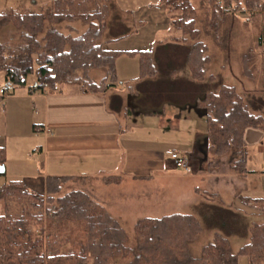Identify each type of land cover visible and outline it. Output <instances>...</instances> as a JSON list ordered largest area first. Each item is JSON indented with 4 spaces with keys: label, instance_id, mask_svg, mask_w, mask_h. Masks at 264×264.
I'll list each match as a JSON object with an SVG mask.
<instances>
[{
    "label": "trees",
    "instance_id": "trees-1",
    "mask_svg": "<svg viewBox=\"0 0 264 264\" xmlns=\"http://www.w3.org/2000/svg\"><path fill=\"white\" fill-rule=\"evenodd\" d=\"M109 1L52 0L38 12L11 9L0 13V30L12 26L20 33L15 49L9 46L11 38L0 40V74L3 73L8 92L25 88L28 76L34 73V91L57 93L64 85H78L84 91L105 93L117 86L119 53L106 49L102 43ZM162 2L182 40L192 42L185 61L192 78L202 81L210 62L209 46L200 39L193 1ZM209 2L210 26L215 34L222 19L237 12L255 14L263 10V0ZM74 21L87 27L84 33L74 36L61 30L62 23ZM137 54L139 79L156 77L153 52ZM245 66L249 70L248 56ZM92 70H104V78L94 81L90 77ZM3 99L0 96V102ZM201 104L208 123L204 152L216 157L230 155L232 170L248 173L245 131L264 129V115L253 113L233 86L222 85L217 92L209 91ZM122 108L120 97L110 104L113 112ZM5 161L6 150L0 147V165H5ZM112 179L104 180L110 184ZM70 180L49 177L45 195L30 189L22 180L0 185V264H238L240 255L247 257L248 264H264V223L250 225L240 212L222 205L207 206L206 221H213L212 228L217 227L221 233H216L198 255L193 254L191 246L204 226L196 215L189 213L139 219L135 224V241L130 245L119 219L88 193L75 189L59 196ZM239 199L264 214L263 199L243 195ZM240 218L244 220L242 227ZM232 235H249L250 240L235 253L229 239Z\"/></svg>",
    "mask_w": 264,
    "mask_h": 264
},
{
    "label": "crops",
    "instance_id": "crops-1",
    "mask_svg": "<svg viewBox=\"0 0 264 264\" xmlns=\"http://www.w3.org/2000/svg\"><path fill=\"white\" fill-rule=\"evenodd\" d=\"M203 1L211 14L209 0ZM51 3L52 0H0V11L44 7ZM108 5L110 13L102 43L106 49L119 53L117 86L105 93H92L78 85H64L60 92L52 93L32 90L33 81L28 90L4 98L3 108H0L4 127L8 130L10 122H15L24 130L10 135L5 130L10 141L1 142L0 147L6 148L7 154L13 157L10 159L20 169L32 171L13 173L12 177H28L30 184L42 187L45 194L49 177H69L72 180L68 183H78L79 189L90 192L108 209L113 200H102V188L113 183L107 184L104 179L118 178L124 183L174 178L184 173L170 155L171 151H178L190 158L198 172L193 176L208 177L207 182L214 183L211 187L214 195L221 196L220 205L229 209L234 204L239 205L241 195L264 201V129L247 128L245 131L248 173L229 172L219 181L211 180L213 176L201 173L209 160L204 152L208 123L201 102L211 83L183 75L184 68L168 70L166 66L157 68L158 74L152 79H139L138 52L152 51L157 67L159 61L167 64L181 55L184 63L191 47L182 54L189 41H183L181 32L174 28L162 0H110ZM229 22L222 24L229 26ZM236 23L233 21V25ZM61 25L66 34L72 35H80L87 28L81 21ZM225 34L232 41L230 29ZM158 44L161 49L156 51ZM170 94L174 96L169 97ZM117 97L121 98L123 108L113 112L110 104ZM2 133L0 117V135ZM28 155L32 159H27ZM40 166L41 170L36 172ZM93 189L99 191L98 195L93 194ZM214 203L198 201L195 206L217 204ZM235 209L250 225L264 223V214L241 201ZM235 236L244 238L243 246L250 240L249 235Z\"/></svg>",
    "mask_w": 264,
    "mask_h": 264
},
{
    "label": "rangeland",
    "instance_id": "rangeland-1",
    "mask_svg": "<svg viewBox=\"0 0 264 264\" xmlns=\"http://www.w3.org/2000/svg\"><path fill=\"white\" fill-rule=\"evenodd\" d=\"M192 1L194 6L197 8L196 26L200 31V39L209 46L208 55L210 62L207 66L205 78L203 79L211 83L209 91L217 92L222 85L233 86L243 97L244 101L248 104L253 113L264 115V5L263 10L260 13L250 14L237 12L236 14L230 15L228 18L222 19L219 22V31L215 34L210 26L211 14L208 13L204 1ZM40 7L19 9L18 11H20V13L38 12L40 11ZM4 12H6V10L0 11V13ZM223 21H230L229 26H227L226 23L222 24ZM233 21H237L236 25H233ZM60 27L61 30L64 31V27L62 25H60ZM229 29L230 34L234 37L233 39L231 38L232 41H229L227 35L225 34H228ZM19 37L20 33L12 26H7L0 30V40L8 41L10 38L12 39L9 44L11 49L18 47L20 43ZM191 44L192 42L189 41L184 46V50L181 51L182 54L185 53V49L188 51ZM157 49H161V44L157 45L156 51ZM245 56H248L249 70L245 69ZM170 60L167 64L163 61H159L157 68L159 69L160 66H166L165 68L168 70L176 67L179 69L184 68L185 70L183 69L184 72L182 74L192 77L186 61L183 63L182 55ZM90 74V77L95 78L94 81L100 82L101 77L105 75V72L104 70H93ZM35 78V73L29 75L27 79V86L25 88L11 90V93L6 94L4 98L6 99L7 96L14 92L21 91L23 89L28 90L32 82L35 81ZM3 85L4 77L3 73H1L0 89ZM165 92L168 93L169 91ZM173 92L175 94V91ZM168 96L171 97L174 95L170 94ZM3 105L4 101L0 102V108H3ZM0 117L1 125L3 126V133L0 135V143H6V141L8 143L10 138H8L5 134V130H7L8 127H4L5 120L2 115ZM18 127L19 123L10 122L7 132L9 135L13 133H22L24 128ZM208 155L209 160L204 163L201 173L213 176L214 178H210L211 180L217 178L219 181L224 174L229 172L234 173L231 168L230 155L223 157H216L210 153ZM10 158L13 157H11V155L9 156L6 151V173L0 175V185L19 179L26 182L30 189L45 195L44 189L40 186H32L29 179H27L28 177H12L13 173L22 174L25 172V174H27L26 172L32 171L20 169L19 166L16 165ZM27 159H32L31 155H28ZM40 170L41 166L36 172ZM29 174L30 173H28V175ZM207 179L208 177H195L185 173L174 178H157L149 181L127 180L124 183H120V179L118 178H113V184L111 186L104 185L102 188L104 196L102 200L108 202L113 200V205H109L108 209L111 211L110 214L118 218L121 222L126 234L128 235L130 245H132L135 241V224L141 218L161 217L173 213H189L198 216L203 223L204 231L198 240L191 246L193 254L198 255L202 248L214 239L216 232L221 233L217 227L212 228L213 226H211V222L213 221L209 219L206 221L205 219V217L209 214V208L207 206H195L198 201H207L211 203L215 202L214 204L217 203V206H220L221 204V196H213L214 191L211 186H213L214 183L210 180L207 182ZM79 187L80 185L76 182L67 183L63 187L59 196L72 190L79 189ZM196 188L199 189L198 192L195 191ZM93 191V194L98 195V190L93 189ZM88 194L94 199L90 192ZM238 203L239 205L234 204L230 207V209L236 211L235 208L240 206V201ZM1 210L2 208L0 207V211ZM240 221L239 227H242L244 220L241 219ZM229 239L235 253L238 252L240 247L243 246L245 242L244 238H240L235 235L229 237ZM238 264H248L247 257L240 255Z\"/></svg>",
    "mask_w": 264,
    "mask_h": 264
},
{
    "label": "built area",
    "instance_id": "built-area-1",
    "mask_svg": "<svg viewBox=\"0 0 264 264\" xmlns=\"http://www.w3.org/2000/svg\"><path fill=\"white\" fill-rule=\"evenodd\" d=\"M8 89L5 85L0 89L1 96L8 94ZM171 158L174 160L175 164L182 169L185 174L193 175L195 174V169L190 163V158L186 155L179 153L178 151L170 152Z\"/></svg>",
    "mask_w": 264,
    "mask_h": 264
},
{
    "label": "water",
    "instance_id": "water-1",
    "mask_svg": "<svg viewBox=\"0 0 264 264\" xmlns=\"http://www.w3.org/2000/svg\"><path fill=\"white\" fill-rule=\"evenodd\" d=\"M6 172L5 165H0V174H3Z\"/></svg>",
    "mask_w": 264,
    "mask_h": 264
}]
</instances>
